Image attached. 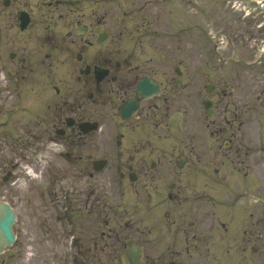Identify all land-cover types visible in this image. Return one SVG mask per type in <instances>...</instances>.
Wrapping results in <instances>:
<instances>
[{
    "label": "flooded vegetation",
    "instance_id": "af4514ba",
    "mask_svg": "<svg viewBox=\"0 0 264 264\" xmlns=\"http://www.w3.org/2000/svg\"><path fill=\"white\" fill-rule=\"evenodd\" d=\"M48 1L49 10L62 6ZM101 1L77 0L75 6V32H82L75 41L78 51L77 64L73 68L78 82L76 87L54 71L49 75L40 73L36 78L34 69L25 66L8 68L6 83L0 79V174L8 171L10 180L20 182L22 168L26 163L38 166L30 157H36L42 151L45 139L52 136L76 143V148L62 146V154L73 161L78 160L79 166L78 180L70 187L64 184L57 161L43 166L46 179L37 182L42 185L37 184L32 190L34 197L40 199L35 206L34 227L19 234L17 259L30 247L36 253L43 249H48L47 252L63 250L62 260H56L62 264L116 263V234L101 227L102 218L109 219V213L102 216L101 206L108 204L113 192L112 183L107 184L108 180L100 179V173L93 172L94 156L92 152H84L85 135L80 125L91 120L88 109L91 104L105 106L112 103L110 106H116L117 101L129 95L132 74L126 66L131 64L132 55L121 46L132 36V19L118 18L112 4L108 16L101 18ZM0 3L7 10L20 5L19 0H2ZM21 11L16 8L10 14V27L17 31L21 26ZM29 13L32 22L27 30L33 25V13ZM72 15L68 13L67 17ZM149 26V23L137 24L139 41L147 38ZM104 35L106 40L101 43ZM53 40L57 43L55 36ZM52 49L56 50L57 46ZM98 67L107 71L101 82L95 74ZM206 86L199 92L196 90L195 94V90L191 93L187 139L180 137L171 150L149 147L152 142L147 139L142 154L131 146L125 154L119 155V164L116 165L124 170L119 174L124 196L135 197L144 203L172 201L179 208H185L181 212L168 210L165 213L175 217L168 223L166 231L162 229L159 234L158 254L147 250L145 255L147 261L155 264H196L192 253L199 250L198 239L201 241L204 236L208 241L205 249L209 251L212 248V237L207 234L208 225L210 230L220 227L228 233L230 222L221 215L216 216L214 223L211 222L210 215L217 214L212 208L216 204H226L229 199L238 202L240 197L211 195L208 190L227 180L229 164L237 169L236 166L255 158L253 119L245 116V105L235 93V88L229 90L228 84H218L209 94ZM191 87L193 89V84ZM204 101H209L210 107L201 111L198 104ZM147 116L157 122L159 130L164 120L161 109L149 107ZM156 137L165 139L161 133H156ZM180 160L185 162L182 168H176L173 162ZM132 176L135 181L131 180ZM102 190L105 195L103 202ZM197 204H204L206 210L197 213ZM38 206H43L44 211H36ZM198 214L204 215L205 234L193 230L198 225L196 221H188ZM236 220L237 227L243 225L241 218ZM68 236L74 238V244L70 245ZM28 240L31 243L28 244ZM236 247L243 252L247 249L244 241ZM219 249L223 246L220 245ZM0 263H4V259Z\"/></svg>",
    "mask_w": 264,
    "mask_h": 264
},
{
    "label": "rangeland",
    "instance_id": "374dc122",
    "mask_svg": "<svg viewBox=\"0 0 264 264\" xmlns=\"http://www.w3.org/2000/svg\"><path fill=\"white\" fill-rule=\"evenodd\" d=\"M229 0H197V11L194 12H189L187 8L185 9H180L179 11L171 14L167 10L165 11L164 16V28H163V35H162V45H161V50L164 51L166 58L162 62V68H164L168 73L171 72L173 67H175L174 63L177 61L176 59L179 57H186L189 58L191 57V50L189 49V44L192 45V35L195 36V41L197 43V46L193 47V55H197V65L199 66L200 69H202L205 73L209 71H215L214 69V64H220L223 68L224 62L231 61V59H228L229 54L226 53L229 48H232L233 55L232 57L235 56H240L243 51H240L242 48H247L248 47V41L250 40L249 37H256L258 41L262 42L264 40V31H259L256 26L258 22L264 21V12L262 11L260 14H251V16L246 17L241 14L240 11H236V9H233L231 7V4L228 3ZM28 3L33 5V3H41V0H27ZM33 2V3H32ZM6 14V11L4 12ZM190 14L193 15L192 18L196 21L195 24L196 28L190 33L186 32L188 29V24H189V19H190ZM36 12V16H37ZM6 17V15H4ZM54 17L53 20H46L40 17L39 15V20L37 21V24L34 26L33 30L25 33L24 35H17L15 30H11L10 36H12L11 39H13L11 42L13 44V47L19 49L20 51L22 46H27L30 56L32 59H36L39 61H43V43L42 41L38 43V39L40 37H44L47 34L46 31L48 32H53L57 38L59 35H65V33L69 32L68 27H63V20L60 19L59 15H52ZM6 19V18H5ZM180 19V20H179ZM208 19H210L213 22V32L214 36L210 35L212 38H208L211 42L212 41H217L218 38L220 37L222 41V48H220V51L222 53H226L227 58L224 61L218 60V54L215 55L214 52H212L211 49L204 50L205 52L208 53L207 56H204L202 51L205 47V43L202 42V39L200 38L199 34L202 32L203 28L202 26H205L204 33L207 37H209V34H212V30L210 33V27L208 25ZM37 20V19H36ZM207 20V22H206ZM45 21V23H43ZM186 25V26H185ZM226 36V37H223ZM217 36V39H216ZM71 42V39H70ZM230 42V44H229ZM12 47V48H13ZM198 48V50H196ZM228 48V49H227ZM24 49V48H23ZM200 49L202 51H200ZM225 49V50H224ZM28 50L24 49L26 53H28ZM202 53L199 55V53ZM235 52V53H234ZM240 54V55H239ZM242 56V55H241ZM207 57V58H206ZM236 58V57H233ZM205 62L209 63V69L206 70L205 68ZM216 62V63H215ZM188 63V61H186ZM183 66L182 64H180ZM231 68H235L232 63L227 64V68L221 69V70H216L217 73L221 74H210L212 76L213 80L216 79H227V81H233L234 83L237 82L238 76L236 74H233L230 72ZM187 72H189V68H187ZM252 72V71H251ZM233 74V75H232ZM201 78L200 76H197ZM190 77L185 76L186 83L187 80ZM230 83V82H229ZM260 106H259V134L261 136V144L260 148L262 149L261 151V160L264 157V73L262 71L260 72ZM110 108H101V118H103L108 112H110ZM114 121V123H113ZM106 122V128L104 130V134L100 136V147H101V153L100 155H103L107 149H112L113 147L116 146V140L113 139L112 134H110V129L111 125H114L115 123L118 122L117 119L111 120V116H107L105 119ZM139 121L133 122V126H135ZM257 129H255V132ZM258 133V132H257ZM131 138V137H129ZM124 142V148H126V140H123ZM170 140L168 141V147L170 148ZM261 167V161L260 164L252 169V166L249 165L247 168L248 172H256L257 175V170H259ZM256 169V171H255ZM244 171V172H245ZM262 171V170H261ZM250 173V174H251ZM264 174V171H262ZM67 176L68 174L71 175L70 171L66 172ZM249 178V177H248ZM247 178V179H248ZM252 178L255 179V183H251L247 185V188L250 189L249 194H246V197L251 199V201H256V199L253 197L254 192L252 191L253 188L257 186L256 182V176L255 174L252 173ZM245 179V181L247 180ZM67 182H71L72 178H67ZM246 183V182H245ZM255 191V190H254ZM18 192V188L14 187L6 189L5 192H3L5 196V200L9 201L13 207L15 208L16 212L18 213L19 217V224L15 227L16 232L20 229V231L23 232L22 228L23 225H28L29 228H32V224L29 223L31 221L30 214L34 212L35 210V204H38V200H35V204H29L25 202V199H23V202L18 201L15 197V193ZM19 193L21 197H31L32 194L29 191L28 186L25 183H22V185L19 188ZM257 194V191L255 192ZM260 194L264 200V187H261L260 189ZM2 194L0 193V199H2ZM246 198V199H247ZM33 199V198H32ZM34 200V199H33ZM247 201V200H246ZM252 204V203H251ZM43 206H38L36 211H44ZM131 208L130 213L133 217L134 220V228L135 229H142V234H135V229H133L132 233L136 235V237L143 239V242H146L148 244L151 242L153 245L156 244V236L160 231V224L158 223L161 222L162 220L160 219V215L156 214L153 216L156 211H153V204H137L134 201L131 203ZM253 211V208H251ZM129 216V217H130ZM249 213L246 212L245 217H246V227L249 229H252L251 221L249 219ZM123 219L121 221V224L119 225V222L112 221L111 226L117 225V229H125V222L128 221V218ZM158 217V218H157ZM163 217V216H161ZM255 220L259 221V224L257 226V231L260 233V240L257 242V244L262 248L264 245V215L263 214H257L255 215ZM254 220V221H255ZM152 229V234L147 235V231L145 229ZM249 235V233H248ZM147 237V238H146ZM27 243H31V241H27ZM255 244V246L257 245ZM15 247V246H14ZM16 248V247H15ZM22 254L25 255L24 261L21 260L17 264H40L39 261L35 260V256L39 258H44V256H41L42 253L38 252L35 253L34 249H31L28 247L26 251H22ZM36 254V255H35ZM52 254V252H50ZM57 253L53 251V256H55ZM120 254L117 253V264H123L120 262ZM41 256V257H40ZM247 258L246 260H258L260 258L264 259V254L261 253L258 255L252 256V253L246 254L245 255ZM261 256V257H260Z\"/></svg>",
    "mask_w": 264,
    "mask_h": 264
},
{
    "label": "water",
    "instance_id": "95a60500",
    "mask_svg": "<svg viewBox=\"0 0 264 264\" xmlns=\"http://www.w3.org/2000/svg\"><path fill=\"white\" fill-rule=\"evenodd\" d=\"M151 89H154L151 85H147ZM14 223V215L11 208L8 205L0 206V243L3 241L7 244H11L14 240L12 232V225Z\"/></svg>",
    "mask_w": 264,
    "mask_h": 264
}]
</instances>
